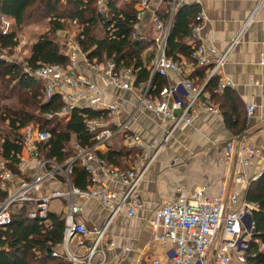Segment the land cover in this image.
<instances>
[{
    "label": "built area",
    "instance_id": "1",
    "mask_svg": "<svg viewBox=\"0 0 264 264\" xmlns=\"http://www.w3.org/2000/svg\"><path fill=\"white\" fill-rule=\"evenodd\" d=\"M263 3L264 0L260 5ZM97 5L100 13L107 11V2L104 0H97ZM180 5L181 0H172L171 15L167 24H163L158 17L154 19L159 36L155 40L156 56L148 67L151 76L147 83L136 85L132 69L118 68L112 60L104 64L91 63L87 55L82 54L86 58V64L102 75L106 86L135 92L139 101L137 110L152 112L161 120L172 124L164 140L156 141L150 146L155 148L154 154L148 156L145 153L148 145L138 135L129 133L128 123L111 127L102 118L85 116V127L92 136L94 145L81 148L75 143L76 156L61 165L55 159L41 157V145L49 141L52 134L43 130L39 124L26 126L20 131L22 149L18 154L16 168L12 167L11 161L4 158L0 152V187L8 193L6 200L0 205V228L11 225L14 210L24 205L30 207L27 210L28 218L46 220L52 201L61 200L66 203L64 237L59 244L62 252L55 249L52 257L64 259L71 264H96L93 259L98 252H103L101 248L113 219L123 209L127 210L129 217H134L143 209L144 204L139 194L141 181L166 141L182 125L192 124L199 113L219 114L215 106L202 101L209 100L210 94L204 92V87L195 85L192 73L200 69L209 70L210 77L217 80V93L222 94L233 87V82L223 77V67L234 43L223 54H215L205 46L202 32L207 16L204 11L196 15L191 25L192 61H176L167 56L166 47L171 23ZM138 12L137 20L140 21L143 10ZM5 18L7 17H1L3 21ZM262 24L264 27V22ZM2 32L8 33L3 29ZM58 36L67 39L69 33L58 31ZM133 37L137 38V33H133ZM79 48L78 43L71 45L69 69L57 65H44L35 70L26 69L31 77L44 82V103H49L56 95L65 101L58 112L46 115L49 120L68 122L77 108L105 111L110 117L122 109L119 104H106L104 90L90 77L75 74ZM261 64L264 65V57ZM171 74L180 77V82L169 85L160 97L155 98L153 79L156 76L168 78ZM179 87L188 94V100L181 95ZM254 109V105L248 107L249 117ZM119 136L123 137L127 146L138 151L130 166L124 170L113 168L97 155L101 148L108 147ZM228 152L230 155L236 153L239 157L241 170L236 173V184H248L249 177L245 168L250 165V159L253 157L261 158L264 162L262 150L239 143L238 147L229 145ZM93 161L100 164L114 181L124 185L125 190L113 189L100 183L93 173ZM75 163H80L90 174L88 188L84 190L71 182ZM259 178L260 176L256 175L251 181ZM92 200L98 201L110 213V217L104 227L91 230L82 219L81 212L82 204ZM256 210V205L241 200L236 190L210 196L205 190L188 192L181 189L173 201L156 209L151 218L155 232L164 230L160 239L172 245L169 262L152 259L147 264H231L233 260L240 264H249L252 247L264 249V244L255 237L253 215ZM90 234L95 235V240L88 246L85 238ZM73 243H76L79 249L87 251V254L84 257L78 255L71 248Z\"/></svg>",
    "mask_w": 264,
    "mask_h": 264
},
{
    "label": "crops",
    "instance_id": "2",
    "mask_svg": "<svg viewBox=\"0 0 264 264\" xmlns=\"http://www.w3.org/2000/svg\"><path fill=\"white\" fill-rule=\"evenodd\" d=\"M104 1L107 2V6L111 2L119 9L125 8L130 3H136L135 9L143 10L136 33L139 38L152 43L142 54L143 60L149 67L157 53L155 40L159 36L154 19L158 17L165 24L163 19L168 16L169 21L172 0ZM261 1L181 0V5L175 11L173 19L184 6L192 7L197 13L204 11L207 21L202 38L211 52L223 54L234 43L223 67V77L230 79L233 87L222 94L217 93L210 84L213 78L210 77L209 70L200 69L192 73L195 85L204 87V92L210 94L209 100L202 101L215 106L219 114L199 113L192 124L182 125L166 141L141 181L139 194L144 204L143 209L139 210L134 217H129L127 210L123 209L113 219L101 248L103 252H98L93 259L96 264H147L152 259L168 263L172 245L160 239L164 233L163 229L155 232L151 225V218L156 209L173 201L181 189L188 192L205 190L210 196L236 190L241 200H246L247 189L254 182L251 181L252 178L263 174V160L253 157L250 159V165L245 168L249 183L236 184L235 176L237 171L241 170V165L238 155L236 153L230 155L228 152L229 145L238 147L239 143H245L251 148L261 149L264 155V65L261 64L264 57L262 24L264 3L260 5ZM172 24L173 20L171 28ZM191 37L190 35L184 41L193 49ZM178 56V61H192L191 56L183 54ZM76 73L90 77L104 90L106 104L115 103L122 106L121 110L105 122L113 127L128 123L129 133L138 135L148 145L145 153L148 156L153 155L155 148L150 146L156 141H163L172 128V124L161 120L152 112L137 110L139 104L137 94L106 86L102 75L94 72L86 64V58L82 55L78 57ZM164 80L166 89L169 85L180 82V77L171 74ZM179 92L185 100H188V94L183 88L179 87ZM160 94H153V96L160 97ZM226 95L230 96L228 101ZM202 99L206 98L202 97ZM230 105L236 109L237 116L234 118L245 122V128L241 133L237 134L233 128L229 127L223 114ZM251 105H254L255 109L249 117L247 109ZM73 144H75L74 140ZM120 146L136 150L127 146L125 140L114 139L108 147L101 148L98 153L105 154L109 148L117 149ZM131 161L132 159L126 162L125 168L130 166ZM92 167L100 183L113 189L125 190L124 185L114 181L96 161L92 162ZM59 208V211H53L50 204L49 213L64 215L66 203L60 202ZM81 215L86 226L91 230L104 227L110 217V213L96 200L82 204ZM85 239L88 246H91L95 235L90 234ZM57 247L55 249L62 252L59 245ZM71 248L80 256L84 257L87 254V251L79 249L76 243H73ZM231 264L240 263L233 260Z\"/></svg>",
    "mask_w": 264,
    "mask_h": 264
},
{
    "label": "trees",
    "instance_id": "3",
    "mask_svg": "<svg viewBox=\"0 0 264 264\" xmlns=\"http://www.w3.org/2000/svg\"><path fill=\"white\" fill-rule=\"evenodd\" d=\"M68 2L64 5L63 3ZM0 0V18L12 19L17 27L26 22L49 18L50 29L40 36L32 46V53L25 64L0 58V139L2 156L11 161L16 168L18 154L22 145L20 131L29 125L39 124L43 130L52 136L41 145V157L55 159L58 164H64L74 156V143L81 148L94 145L92 136L85 127V116L102 118L108 121L110 116L105 111L77 108L68 122L58 119L49 120L46 115L58 112L65 104L61 96H54L49 103H44V82L31 77L27 68L35 70L44 65H57L63 68L70 66L68 57L62 52L58 43V31L67 30L70 24H75L79 33L77 41L87 59L91 63L104 64L108 60L116 63L118 68L132 69L136 85L147 83L151 73L142 58L143 52L151 46V41L134 38L138 11L136 3H130L119 9L111 2L105 13H100L97 0ZM198 13L192 7H182L173 19L168 37L166 53L174 60H179V54L191 56L193 49L184 40L191 35V25ZM168 16L163 22L166 24ZM167 20V21H166ZM19 42L15 32L3 34L0 28V52H12ZM163 77L153 79V94H160L165 89ZM210 84L217 89V80ZM210 86V85H208ZM228 91V90H227ZM161 95V94H160ZM230 97V96H229ZM228 95L226 100L228 101ZM224 111L225 119L235 133H241L245 122L234 118L236 109L231 105ZM113 127L111 124L109 125ZM124 140L122 136L115 140ZM99 157L113 168L124 170L125 164L138 155V151L125 146L109 148ZM16 170V169H15ZM90 174L80 163H75L71 182L80 189L88 188ZM7 193L0 187V205L6 200ZM246 200L255 204L254 212L255 237L264 244V172L260 178L250 184ZM24 205L18 207L13 215V222L6 228H0V264H71L64 259L52 257L55 248L62 243L64 237V215L49 213L46 220L30 219ZM249 264H264V249L253 246Z\"/></svg>",
    "mask_w": 264,
    "mask_h": 264
},
{
    "label": "rangeland",
    "instance_id": "4",
    "mask_svg": "<svg viewBox=\"0 0 264 264\" xmlns=\"http://www.w3.org/2000/svg\"><path fill=\"white\" fill-rule=\"evenodd\" d=\"M66 2V1H64ZM64 5L68 4V2L63 3ZM50 20L49 18L37 19L36 21H29L23 24L22 26L17 27L12 19L9 17L5 18L3 21L0 18V28L1 30H5V32H15L18 39V46L12 50V52L8 51V53H1L0 58H5L8 61H13L17 63L25 64L29 59L32 53V46L38 41L41 35L45 34L49 29ZM69 33V37L67 39L62 38V36H58V43L61 46L62 52L69 57L71 45H75L78 43L77 35L79 33L75 24H70L67 30H64ZM79 45V43H78ZM80 47V45H79ZM78 53V57L83 54L81 47ZM71 65L66 68L69 69ZM4 137V132L0 133V139ZM49 186V185H47ZM61 200H54L51 203V209L53 211H59V203ZM16 210H14L15 212Z\"/></svg>",
    "mask_w": 264,
    "mask_h": 264
}]
</instances>
